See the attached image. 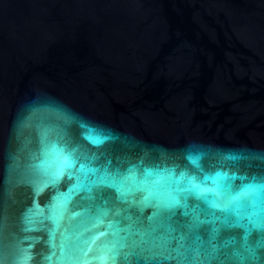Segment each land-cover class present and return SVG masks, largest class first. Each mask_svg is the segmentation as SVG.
Returning a JSON list of instances; mask_svg holds the SVG:
<instances>
[{
    "label": "water",
    "instance_id": "obj_1",
    "mask_svg": "<svg viewBox=\"0 0 264 264\" xmlns=\"http://www.w3.org/2000/svg\"><path fill=\"white\" fill-rule=\"evenodd\" d=\"M262 184L264 0H0V264H264Z\"/></svg>",
    "mask_w": 264,
    "mask_h": 264
},
{
    "label": "snow or ice",
    "instance_id": "obj_2",
    "mask_svg": "<svg viewBox=\"0 0 264 264\" xmlns=\"http://www.w3.org/2000/svg\"><path fill=\"white\" fill-rule=\"evenodd\" d=\"M75 157L72 153H68L67 155H58L56 159V171L54 173V176L56 179H59L60 176H62L66 169H71L74 164ZM83 167V166H82ZM69 176H71V173H69ZM261 187H264V184L261 185ZM103 235V233H101ZM67 238H65L66 240ZM63 247V244L61 245Z\"/></svg>",
    "mask_w": 264,
    "mask_h": 264
}]
</instances>
